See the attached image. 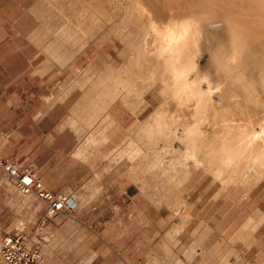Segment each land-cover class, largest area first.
Wrapping results in <instances>:
<instances>
[{
	"label": "bare ground",
	"instance_id": "bare-ground-1",
	"mask_svg": "<svg viewBox=\"0 0 264 264\" xmlns=\"http://www.w3.org/2000/svg\"><path fill=\"white\" fill-rule=\"evenodd\" d=\"M34 6L37 22L46 10L61 17L57 37L76 48L71 62L96 42L112 45L119 64L101 51L74 80L81 91L74 133L81 138L87 129L104 145L121 126V112L136 123L110 154L118 162L134 158L124 171L132 184L142 183L137 190L152 207L167 208V238L203 220L180 196L187 182L217 185L239 203L264 185V0H40ZM61 47L43 48L59 63ZM85 136L77 154L93 147ZM263 225L257 207L230 245L255 248Z\"/></svg>",
	"mask_w": 264,
	"mask_h": 264
},
{
	"label": "rangeland",
	"instance_id": "rangeland-1",
	"mask_svg": "<svg viewBox=\"0 0 264 264\" xmlns=\"http://www.w3.org/2000/svg\"><path fill=\"white\" fill-rule=\"evenodd\" d=\"M38 1L0 0L4 11L11 6L14 11V31L0 39V155L30 147H35L34 154H40V159L75 153L87 162L99 155L102 159L92 160L94 168L103 165L104 172L110 171L116 180L104 188L93 184L90 190L77 192L71 218L62 212L41 226L44 204L33 194L21 195L0 169V243L5 235L23 230L29 245L40 251L41 260L46 258L45 264H264V225L258 228L259 244L255 248L230 245L234 232L255 208L264 214V185L250 195V200L239 203V199L218 193L217 185L210 189L187 182L179 188L180 196L192 204L195 217L203 220L184 235L166 238L167 208L156 211L149 206L137 190L142 183L138 180L132 184L124 169L134 158L118 162V154H110L125 139L126 130L135 127L127 114L117 116L121 126L108 133L104 145L100 139L96 141L99 134L94 137L96 134L83 129L81 138L87 133L85 138L93 147L76 153L81 138L74 133L72 116L81 91L72 85L78 71L104 50L105 57H112L116 64L120 59L113 55L111 44L96 42L88 53L71 62L76 48L57 37L61 17L46 10L38 15L37 22L31 9ZM0 17L3 20L4 15ZM53 46L63 50L59 63L46 52ZM31 115L35 123L27 119ZM83 193V198L79 197ZM66 195L74 196L69 191Z\"/></svg>",
	"mask_w": 264,
	"mask_h": 264
},
{
	"label": "crops",
	"instance_id": "crops-1",
	"mask_svg": "<svg viewBox=\"0 0 264 264\" xmlns=\"http://www.w3.org/2000/svg\"><path fill=\"white\" fill-rule=\"evenodd\" d=\"M3 9L4 8L0 7V16L4 15L3 20L0 17V39L1 37L4 38L7 36L9 31H14L13 8L11 6L9 10L6 9L4 11ZM33 116L34 115H31L30 117H27V119H31ZM33 122L35 123V121ZM34 150L35 147H30L28 149H24L23 152H16V154H1L0 161L14 163L19 165L21 168H32L35 172L37 180H39L48 191L56 195L67 197H69L66 195L68 191L74 194V196L69 197L74 204L75 202L73 198L77 195V192L90 190L93 188V184H100L102 185V188H104V186L116 180L114 176L112 177L110 171L104 172L103 165L97 169L94 168V162L92 160L95 158H101L99 155H95L87 162L81 161L75 156V154H59L57 157L47 156L40 159V154H34ZM80 169H84L81 171V174ZM95 170H97L96 174ZM82 174L84 175L81 176ZM83 195L84 193L82 195L80 194L79 197L83 198ZM143 199L145 198L143 197ZM149 206L151 205L149 204ZM46 220L48 219H41V226L44 225ZM21 231L23 233V230ZM163 233L165 234L166 230H163Z\"/></svg>",
	"mask_w": 264,
	"mask_h": 264
},
{
	"label": "built area",
	"instance_id": "built-area-1",
	"mask_svg": "<svg viewBox=\"0 0 264 264\" xmlns=\"http://www.w3.org/2000/svg\"><path fill=\"white\" fill-rule=\"evenodd\" d=\"M5 180L18 188L21 195L33 194L45 205V218H53L62 212L72 217L75 208L73 201L62 195L48 191L35 177L32 168H21L14 163L0 161ZM41 254L38 248L29 245V241L22 231L5 235L0 243V264H38Z\"/></svg>",
	"mask_w": 264,
	"mask_h": 264
}]
</instances>
